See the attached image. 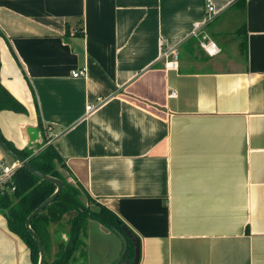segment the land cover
Returning <instances> with one entry per match:
<instances>
[{"label": "crops", "instance_id": "0c3cea01", "mask_svg": "<svg viewBox=\"0 0 264 264\" xmlns=\"http://www.w3.org/2000/svg\"><path fill=\"white\" fill-rule=\"evenodd\" d=\"M195 26L218 50L232 28L240 57L165 69ZM0 85L24 110L0 109L2 137H44L79 200L136 235V264H264V0H0ZM120 248L88 221L76 264ZM0 264H31L1 213Z\"/></svg>", "mask_w": 264, "mask_h": 264}, {"label": "trees", "instance_id": "16d2710c", "mask_svg": "<svg viewBox=\"0 0 264 264\" xmlns=\"http://www.w3.org/2000/svg\"><path fill=\"white\" fill-rule=\"evenodd\" d=\"M77 29L76 32L81 34L80 25ZM197 46L198 41L194 37H189L183 49L192 54ZM192 57L195 58V54ZM0 109L24 112L20 104L1 85ZM0 141L37 172L61 181V191L30 220V228L40 239L45 254L43 264H76V259L83 258L82 241L88 221L99 223L109 232L124 236L126 248L123 259L130 262L133 256L132 243L123 234L121 221L109 209L89 197H85V203L79 200L82 189L77 184H71L61 175L59 171L65 169L64 163L53 146L44 141V137H42V147L35 153H31V149L13 147L1 134ZM13 174L12 191L0 193V213L4 217L8 231L23 242L28 250L31 264H35L36 244L26 232L23 221L37 204L54 191V186L39 180L21 166L15 168ZM51 225H54V228L50 231Z\"/></svg>", "mask_w": 264, "mask_h": 264}, {"label": "water", "instance_id": "95a60500", "mask_svg": "<svg viewBox=\"0 0 264 264\" xmlns=\"http://www.w3.org/2000/svg\"><path fill=\"white\" fill-rule=\"evenodd\" d=\"M0 149L9 157L11 158L13 161H16L18 163V166L23 167L28 173L33 174L34 176H36L39 180L44 181V182H49L54 186V191L48 195L47 198H45L44 200H42L39 204L36 205L35 208L32 209V211L25 217L24 219V228L26 230V232L29 234L30 238H32V240H34L35 244H36V254H37V260L35 264H43L44 260H45V254H43V248L40 242V239L37 238L36 234L31 230L30 228V220L33 218L34 215L38 214L43 208L46 207V205H48V203L61 191V181L59 179H56L50 175H44L41 174L39 172H37L36 170H34L32 167H30L28 165V163L23 160L22 158H19L15 153L13 154L6 146L4 143H2L0 141ZM31 151H34L32 153H35L36 151L34 150L33 147L30 148ZM121 230L123 232V234L125 236L128 237V239L131 241L132 243V251H133V256L130 260V262L128 260H124L123 259V255H124V251L126 248V240L124 238V236L117 234V236H119V239L121 241V248H120V253L118 255V257L115 259L113 264H136L137 260H138V239L136 237V235H134L132 232H130V230H128L124 225H121Z\"/></svg>", "mask_w": 264, "mask_h": 264}, {"label": "built area", "instance_id": "2783aa9c", "mask_svg": "<svg viewBox=\"0 0 264 264\" xmlns=\"http://www.w3.org/2000/svg\"><path fill=\"white\" fill-rule=\"evenodd\" d=\"M205 8L208 13H213V8L211 7V4L206 1ZM192 37L196 38V41H198V45L202 49L203 52L207 56H214L218 53V48L215 45V43L211 40H209L206 35L200 34V29L198 26H195L194 31L192 32ZM177 53L174 49H161V56L163 58L169 57V61H165L163 63V66L165 69H173L177 66ZM84 67H81L79 69L73 70L70 72V76L76 77V76H82L84 74ZM172 95V94H171ZM85 111L89 112L93 109V105L86 104L85 105ZM18 167V163L13 160H7L0 156V193L2 192H11L13 189V176L15 168Z\"/></svg>", "mask_w": 264, "mask_h": 264}, {"label": "rangeland", "instance_id": "374dc122", "mask_svg": "<svg viewBox=\"0 0 264 264\" xmlns=\"http://www.w3.org/2000/svg\"><path fill=\"white\" fill-rule=\"evenodd\" d=\"M239 14V13H238ZM238 14L237 16L232 20V24L235 25V23H238L239 25V18H238ZM221 19V18H220ZM237 20V21H235ZM229 29V30H228ZM208 31V30H207ZM232 28H227L226 31L221 32L222 35L225 37L223 40V43L220 46V49L218 51V53L214 56H207L205 54V52L202 51V49L200 48V46L198 45V48H200L201 53L197 51V60H194L193 57H191V55H187L186 52L184 51H180L177 52L178 55H176V57L179 60V66L185 71V70H189L190 71H205L207 69H210L212 66H214L212 64V61L216 58H218L221 54L226 55V56H238L240 57L241 55V50L238 48H236V50L232 49L233 48V40L237 35H239L238 33H236L235 35H233L231 33ZM201 35H206V37H208L209 39L213 38L210 37L205 31L204 32H200ZM223 38V37H222ZM196 39V38H195ZM214 39V38H213ZM230 42V43H229ZM236 42V41H235ZM229 43V44H228ZM237 47V46H236ZM197 50V49H196ZM240 61V60H239ZM0 156L4 159H7L8 161L10 160V158L0 149ZM71 184H73L72 181H69ZM51 228H54V225L51 226ZM100 240L102 242H106L105 241V237L100 236L99 237ZM48 259V258H47ZM46 259V261H47Z\"/></svg>", "mask_w": 264, "mask_h": 264}]
</instances>
